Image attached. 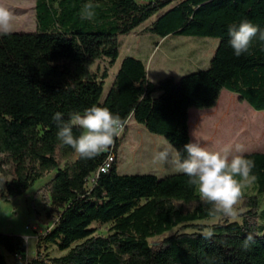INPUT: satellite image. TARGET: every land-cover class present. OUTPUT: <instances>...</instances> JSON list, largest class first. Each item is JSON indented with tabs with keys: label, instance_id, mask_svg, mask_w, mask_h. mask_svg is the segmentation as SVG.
Returning <instances> with one entry per match:
<instances>
[{
	"label": "trees",
	"instance_id": "16d2710c",
	"mask_svg": "<svg viewBox=\"0 0 264 264\" xmlns=\"http://www.w3.org/2000/svg\"><path fill=\"white\" fill-rule=\"evenodd\" d=\"M89 2L95 16L81 19ZM34 13V32L0 36V203L23 196L53 173L44 187L52 226L36 233L35 254L28 260L22 237L0 233V248L13 264H264V223H259L264 153L244 155L255 163L256 193H244L240 222L230 221L209 215L212 205L183 173L120 175L117 151L127 125L115 138L109 168L98 173L108 152L69 162L76 153L58 139L53 120L57 112L67 122L93 105L108 107L168 140L186 158L190 108L210 109L227 90L264 111V40L258 33L240 56L229 43V28L244 20L264 31V0H36ZM157 14L145 32L159 39H218L209 66L152 83L145 63L128 56L104 95L108 67L119 56L118 39ZM104 60L107 67L91 69ZM73 134L80 129L74 127ZM213 218L218 222L209 227L198 224ZM92 224L104 226L106 235L94 234ZM179 226L192 232L181 229L149 243ZM248 236L252 241L245 249ZM48 246L65 253L50 257ZM0 264H9L1 253Z\"/></svg>",
	"mask_w": 264,
	"mask_h": 264
},
{
	"label": "rangeland",
	"instance_id": "374dc122",
	"mask_svg": "<svg viewBox=\"0 0 264 264\" xmlns=\"http://www.w3.org/2000/svg\"><path fill=\"white\" fill-rule=\"evenodd\" d=\"M36 0H0V5L8 7L15 15L14 30L13 32H34L37 28L34 6ZM138 3H146L147 0H136ZM159 16V14L152 16L149 20L145 21L139 27L134 29L127 36H121L119 42V56L112 67H108L109 76L104 82V95L110 88L114 77L119 69L121 61L128 56H133L143 61L146 65L147 79L152 83L166 78L173 77L178 80L184 75L206 69L209 66V61L214 55L218 46V39L214 38H200V37H185V36H170L166 39H159L151 33L145 32ZM97 67L103 69L107 67V62H96L91 69L95 70ZM239 106V102H237ZM251 109V108H250ZM236 114V115H235ZM238 113L231 112L228 117L222 119V122L215 124V140L210 143L209 149H217L225 144H233L237 141L243 142L242 145L255 140V135L248 134V128L255 126L256 128L261 124L255 117L249 121L251 124L247 125L246 122L240 120ZM254 122V123H253ZM138 127L144 129L147 137L141 138L142 142H150L152 140L161 139L162 137L150 134L143 126L136 124L134 121L129 123V133L134 134ZM254 129V128H253ZM214 128L210 123L206 125L205 133L202 130L200 137L209 139ZM134 138V135H133ZM127 146L123 148V161L121 162L118 173L120 175H145L148 174V167L140 169L137 159L135 160V170L130 166V158H127ZM140 150V148H139ZM77 158L75 154L69 162H74ZM60 167H63L61 163ZM144 166H142L143 168ZM173 172V171H170ZM53 173L46 175L43 179L35 182V184L28 189L21 197L14 198L9 203H0V233L13 234L25 239L26 253L25 259L28 260L35 254L36 248V233H42L52 226V222L46 218L48 211V193L44 190L46 184L52 179ZM89 187V186H88ZM246 195H254L256 193L254 184L244 189ZM261 206L259 210V223H264V196L260 197ZM239 215L245 211L239 204ZM230 221L240 222V217L230 219ZM218 222V218L202 220L198 224L211 226ZM184 227V226H183ZM95 229L94 234L106 235V228L98 227L95 224L91 225ZM192 232L190 228H181L180 226L169 231L159 237L149 239L150 244H158L163 238L171 236L175 232ZM0 253L6 258L9 264H13L14 260L4 250L0 248ZM65 252H59L55 247L48 246L47 254L50 257H58Z\"/></svg>",
	"mask_w": 264,
	"mask_h": 264
},
{
	"label": "clouds",
	"instance_id": "9594fccd",
	"mask_svg": "<svg viewBox=\"0 0 264 264\" xmlns=\"http://www.w3.org/2000/svg\"><path fill=\"white\" fill-rule=\"evenodd\" d=\"M94 7L91 2L86 3L81 19L92 20L95 16ZM14 21V13L8 7L0 5V36L13 32ZM258 33L259 39L264 40V31L247 20L230 27L229 43L234 54L240 56L248 52ZM62 116L60 112L53 116L58 128L57 137L83 159H94L108 152L128 123L127 118L113 113L108 107L96 105L86 108L83 114L72 113L67 122ZM74 127L80 129L78 136L73 134ZM164 145L162 150L154 154V161L160 164L171 163L177 172L188 176L189 183L198 189L201 199L212 205L210 216L233 220L239 216L238 206L244 196V189L257 179L252 172L255 163L244 157L241 144L229 143L212 150L190 142L183 147L187 153L186 158L168 140H164ZM251 241L252 237L248 236L244 242L245 249Z\"/></svg>",
	"mask_w": 264,
	"mask_h": 264
},
{
	"label": "crops",
	"instance_id": "0c3cea01",
	"mask_svg": "<svg viewBox=\"0 0 264 264\" xmlns=\"http://www.w3.org/2000/svg\"><path fill=\"white\" fill-rule=\"evenodd\" d=\"M239 102L242 104L239 106L237 104ZM251 107L246 103L238 100V97L227 90H222L219 96V99L216 105L210 109L198 110L195 108H190L188 110V129H189V137L190 142H196L201 144V146L209 148L210 143H214L215 140V124L218 126L222 119L228 117V114L232 111L238 113V118L243 120L250 125L251 119L253 117L261 124L260 128L253 126L252 128H248V134L255 135V140L248 143V145H242L243 142L237 141L235 144H241L243 146V155L252 154V153H264V111H255L254 109H250ZM236 115V114H235ZM133 121V120H130ZM127 125V130L125 132V136L121 142V145L117 151V170L119 171L121 162L123 161V148L127 146L126 156L130 158V163L132 164L130 167L135 170V160L139 163L140 169H144L148 167V174L155 175L159 178L177 174L174 166L171 163L160 164L155 162L153 157L154 154L162 150L164 145V138L152 140L150 142H142L141 138L147 137L144 133V129L142 127H138L134 134L129 133V123ZM210 123L214 130H212L211 137L207 139L205 134H203L204 138H201L202 130L205 133L206 125ZM254 123V122H253ZM141 126V125H140ZM144 128V127H143ZM254 128V129H253ZM215 131V133H214ZM134 135V138H133ZM140 148V150H139ZM142 166H144L142 168ZM173 171V172H170ZM129 175V174H126ZM136 175V174H135ZM140 175V174H137Z\"/></svg>",
	"mask_w": 264,
	"mask_h": 264
},
{
	"label": "built area",
	"instance_id": "2783aa9c",
	"mask_svg": "<svg viewBox=\"0 0 264 264\" xmlns=\"http://www.w3.org/2000/svg\"><path fill=\"white\" fill-rule=\"evenodd\" d=\"M128 122H129V120H128ZM126 125H128V123ZM125 128H126V126H125ZM124 131H125V129H124ZM124 131H123V133H124ZM119 137H117V138H119ZM112 150H113V146L109 149V151H108V157H107L104 165L99 169L98 173H105L107 171V169L109 168V165L111 164V162L114 159V154H113V151Z\"/></svg>",
	"mask_w": 264,
	"mask_h": 264
},
{
	"label": "water",
	"instance_id": "95a60500",
	"mask_svg": "<svg viewBox=\"0 0 264 264\" xmlns=\"http://www.w3.org/2000/svg\"><path fill=\"white\" fill-rule=\"evenodd\" d=\"M24 239V238H23ZM25 240V239H24Z\"/></svg>",
	"mask_w": 264,
	"mask_h": 264
}]
</instances>
